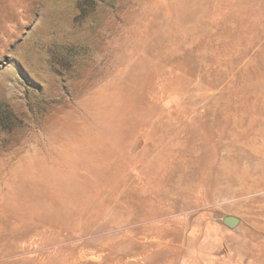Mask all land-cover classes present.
<instances>
[{"label": "rangeland", "instance_id": "rangeland-1", "mask_svg": "<svg viewBox=\"0 0 264 264\" xmlns=\"http://www.w3.org/2000/svg\"><path fill=\"white\" fill-rule=\"evenodd\" d=\"M0 264H264V0H0Z\"/></svg>", "mask_w": 264, "mask_h": 264}, {"label": "water", "instance_id": "water-1", "mask_svg": "<svg viewBox=\"0 0 264 264\" xmlns=\"http://www.w3.org/2000/svg\"><path fill=\"white\" fill-rule=\"evenodd\" d=\"M240 223H241L240 219L234 216H226L223 219V225L231 230L236 229L240 225Z\"/></svg>", "mask_w": 264, "mask_h": 264}]
</instances>
